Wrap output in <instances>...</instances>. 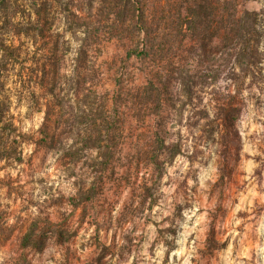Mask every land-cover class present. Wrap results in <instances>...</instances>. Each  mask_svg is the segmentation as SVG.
<instances>
[{
	"label": "rangeland",
	"instance_id": "1",
	"mask_svg": "<svg viewBox=\"0 0 264 264\" xmlns=\"http://www.w3.org/2000/svg\"><path fill=\"white\" fill-rule=\"evenodd\" d=\"M182 2L0 6V264H264V0L237 84Z\"/></svg>",
	"mask_w": 264,
	"mask_h": 264
},
{
	"label": "trees",
	"instance_id": "2",
	"mask_svg": "<svg viewBox=\"0 0 264 264\" xmlns=\"http://www.w3.org/2000/svg\"><path fill=\"white\" fill-rule=\"evenodd\" d=\"M12 0H0V6ZM248 0H183L185 10L183 24L193 30L194 37L201 45L204 52L208 68L210 63L209 54H215V78H218L223 70L228 69L232 80L237 84L238 78L233 77L236 68L240 71H250L254 74V66L259 62L261 51L259 50V36H261V26L259 13L244 8ZM179 6V5H178ZM139 22H143L144 13L138 9ZM146 28V27H145ZM210 29H213L211 32ZM149 34L147 29L140 27L138 32L144 31ZM214 41V43H212ZM149 39L146 40L145 47ZM150 45L149 48H151ZM0 44V50H1ZM1 103H0V122H1ZM219 115L223 120L234 118V112L223 113L220 109ZM103 118V117H102ZM107 124V123H106ZM75 141H79L84 133L79 125H75ZM46 142V143H45ZM43 146L50 148L52 141L45 140ZM10 149L6 146L0 147V158L8 157ZM175 153V152H174ZM87 198V197H84ZM36 226L33 224L32 228ZM34 235L25 233L21 238V247L28 248L34 246L37 250H42L47 241L45 233ZM101 258V256H100ZM100 258L98 260H100ZM25 264V263H24ZM28 264V263H26Z\"/></svg>",
	"mask_w": 264,
	"mask_h": 264
}]
</instances>
